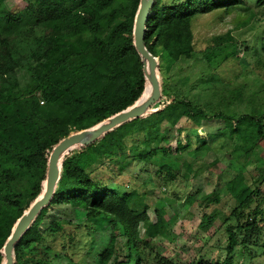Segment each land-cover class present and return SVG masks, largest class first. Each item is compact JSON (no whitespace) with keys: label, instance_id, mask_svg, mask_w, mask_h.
I'll return each instance as SVG.
<instances>
[{"label":"trees","instance_id":"obj_1","mask_svg":"<svg viewBox=\"0 0 264 264\" xmlns=\"http://www.w3.org/2000/svg\"><path fill=\"white\" fill-rule=\"evenodd\" d=\"M239 2L154 0L144 33L148 52L174 62L190 58L192 18ZM138 5L139 0H34L12 14L0 4V264L14 224L42 193L54 146L71 133L92 128L134 105L143 95L147 81L132 35ZM163 90L141 117L63 156L52 198L16 243L13 264H59L40 254L43 251L38 246L44 232L62 229L58 214L71 213L77 219L112 224L113 231L97 252L99 264H172L154 253L149 239L166 237L175 218L164 220L160 207L155 210L156 220L151 221L147 204L134 190L119 195L115 185L99 183L92 173L106 167L120 176L138 162L165 172L168 178H195L217 161L198 166L189 163L183 155L185 148L194 144L193 154H197L207 145L204 141L192 143L189 135L183 145L179 121L184 118L195 128L203 121H221L228 138L247 155L264 145V109L207 116L201 106L169 97ZM132 137H140L149 149L133 152ZM262 173L264 179V167ZM230 182L229 195L235 203L230 215H236L256 201L257 187L251 188L241 171ZM197 196V191L188 194L183 205H191ZM200 198L204 203L220 201L215 192ZM203 210L200 226L208 229L221 215L216 209ZM261 213L255 207L245 222L226 226L228 242L221 264H231L239 244L237 234L242 232L241 243L245 242L248 233L256 230L254 219ZM117 241L126 249L123 256L116 249Z\"/></svg>","mask_w":264,"mask_h":264},{"label":"rangeland","instance_id":"obj_2","mask_svg":"<svg viewBox=\"0 0 264 264\" xmlns=\"http://www.w3.org/2000/svg\"><path fill=\"white\" fill-rule=\"evenodd\" d=\"M32 1L0 0V4L16 14ZM171 1L174 0H164ZM191 32L193 51L190 58L174 62L161 54L157 57L161 91L164 89L163 93L169 97L201 106L206 109L207 116L218 112L239 115L252 107L264 109V0H240L231 6L196 14L191 20ZM178 126L182 129L183 145L186 135L192 143L204 141L207 145L197 154H193L194 144L185 148L183 155L189 163L198 166L216 160L217 164H211L201 175L189 180L179 176L168 178L165 172H156V168L138 162H133L120 176L106 167L95 170L91 176L103 185H115L119 195L134 190L147 204L151 221L156 220L155 210L160 207L164 209V220L175 218L166 237L149 239L154 253L172 264L225 263L226 226L235 227L238 222H245L258 207L263 213L254 219L256 230L250 231L243 243V233L237 234L239 244L231 256V264H264V145L243 154L218 120L203 121L200 128H195L182 118ZM131 142L135 153L149 149L140 137H132ZM237 171L244 174L251 188L257 187V199L249 209H239L236 215H230L235 207L229 195L230 179ZM196 191L195 202L184 206L185 197ZM212 192L219 194V203L202 202L200 195ZM130 204L140 209L133 202ZM203 209L208 212L216 209L221 215L208 229L200 226ZM58 216L62 219V229L43 233L38 246V251H43L40 254H46L59 264H99L97 252L113 231L112 224L105 226L96 220L77 219L72 213ZM116 249L122 256L126 254L122 241L116 242Z\"/></svg>","mask_w":264,"mask_h":264},{"label":"water","instance_id":"obj_3","mask_svg":"<svg viewBox=\"0 0 264 264\" xmlns=\"http://www.w3.org/2000/svg\"><path fill=\"white\" fill-rule=\"evenodd\" d=\"M153 2L154 0H139L132 33L133 44L141 59L142 71L147 81L144 90L146 94L143 93L134 105L112 115L92 128L71 133L54 146L48 158L42 193L14 224L11 234L2 248V264H13V249L16 243L34 221L41 208L50 202L60 176V162L63 156L76 146H88L121 124L141 117L159 100L161 88L157 74L158 61L156 57L148 52L144 43L146 22Z\"/></svg>","mask_w":264,"mask_h":264}]
</instances>
